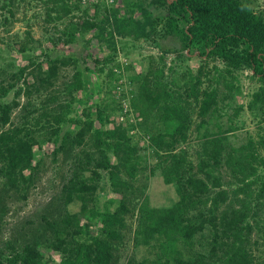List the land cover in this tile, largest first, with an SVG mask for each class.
<instances>
[{
  "label": "trees",
  "instance_id": "1",
  "mask_svg": "<svg viewBox=\"0 0 264 264\" xmlns=\"http://www.w3.org/2000/svg\"><path fill=\"white\" fill-rule=\"evenodd\" d=\"M0 1L5 8L11 0ZM50 1L57 7L53 19L74 18L73 12L81 9L70 0ZM121 4L105 6V14L99 13L101 5H94L93 15L85 9L81 21L69 26L83 36L95 31L94 38L110 51V56L97 60L98 75L106 73L110 83L121 79L113 66L107 69L118 52L116 38L139 41L156 35L158 29L162 41H179L178 60L197 53L208 62L219 60L222 67L213 66L206 73L203 61L196 73L187 68L179 79L168 80L164 65H150L145 73L129 77L130 96L123 94L107 104L90 103L94 95L87 100L86 93L93 90L78 59L52 56L48 50L46 69L44 61L29 58L28 66L5 79L0 68V186L5 196L27 199L45 166L37 160L45 145L53 146L54 163L62 155L68 167L56 207L0 244V264H120V251L132 231L127 215L136 218L132 241L144 253L139 260L131 256L122 264H264V132L257 139L249 136L246 143H233L228 134L238 128L232 121L243 105L228 115L229 127L218 121L223 109L231 107L226 101L233 99L222 86L240 93L235 82L250 69L263 85L252 93L248 109L260 117L264 130V13L254 7V0H151L147 5L121 0ZM99 14L103 17L98 19ZM72 42V38L65 41ZM27 50L26 44L20 47L22 53ZM160 62L164 63L163 57ZM68 66L75 69L65 87L70 100L53 108L49 104L57 97L47 100L49 109L34 122L41 126L42 139L25 127L3 130L25 89L18 88L12 102L6 98L21 80L27 83L32 77L46 89ZM168 70L175 72L174 66ZM207 76L210 84L203 90ZM124 98L135 122L112 119L122 113ZM194 105L198 123L193 120ZM136 127L148 136L159 161L152 173L160 170L164 183L174 187L177 199L167 206H152L135 185L147 162L131 135ZM191 133L197 142L194 147L187 145ZM101 192L120 199L101 205ZM2 199L0 191V222L6 214ZM260 233L263 249L256 255L260 239L254 235Z\"/></svg>",
  "mask_w": 264,
  "mask_h": 264
},
{
  "label": "rangeland",
  "instance_id": "2",
  "mask_svg": "<svg viewBox=\"0 0 264 264\" xmlns=\"http://www.w3.org/2000/svg\"><path fill=\"white\" fill-rule=\"evenodd\" d=\"M139 1L147 5L151 0ZM74 2H76V0H70L71 4H74ZM3 3L4 2L0 1V68L5 71V79H8L7 74L19 71V69L28 66L30 61L29 58H32L36 63L44 61V54L49 50V54L52 56L59 54L65 57L78 59V68L83 70L85 75H89L90 88L93 90V92L86 93L87 100L94 95V98H92L93 101L89 99L90 103L95 101L97 103L103 102V104H107L111 103L112 98L115 97L120 100L123 94L130 96L129 91L132 89V86L129 85V77L133 73H145L150 65L153 67H162L164 65L166 78L170 80L172 77L179 79L178 77L180 74L186 71L187 68L192 69L193 72L196 73L199 67L204 64L203 61H205L202 60L197 53L190 56L188 55L189 60H178L176 49L179 48V41L174 39L162 41V39L159 38L160 35H158L159 29L156 35L139 41L131 37H117L118 52L115 56H112L115 62L108 64L107 69L113 66L114 73L118 76L121 75V79L110 83L109 78L105 75L106 73L99 76L97 72L100 66L97 60H104L111 54L106 48L101 47V43L94 38L95 31H91L89 34L83 36L81 34H75L69 29L70 22H78V20H80L79 17L84 15L85 9H88L90 14L93 15L95 12L94 5L76 2L81 6V9L73 12L72 15L74 18L69 15L62 16L61 19H53L56 17L57 7L54 6V3L50 0H11L5 8H2ZM122 4L120 0L118 7ZM104 7L105 6H101L99 13L105 14L102 11ZM254 7L264 13V0H254ZM10 11H13L14 15H11ZM101 14L98 15V19L103 17ZM60 37L61 40L59 39ZM70 38L73 39V42L71 44H66L65 41ZM25 44L28 46V50L22 53L20 52V47ZM183 54H185V52ZM162 57L164 63L161 64L160 61ZM205 62L207 64V67L205 66L206 73H208V69L213 66L222 67V63L219 60L209 62L207 60ZM116 64H119L120 67L115 68ZM127 65H131V70H126ZM173 66L175 69L174 73L168 70V68H172ZM43 67L45 69L49 67L45 61L43 62ZM86 67H89L91 71L87 72L85 70ZM33 68L34 66H31L29 70ZM62 69L58 79L53 80L54 84L52 86H46V89L39 88L40 85L38 80H32V77H30L27 83L23 80L19 82L16 89L6 98V101H13L15 91L18 88L22 87L25 90L18 99L19 106L12 112L10 123L6 125L3 130L14 127H25L33 132L32 136L37 139H42V133L39 132L41 126H34L35 120L39 118L44 109L53 108L57 106L58 103H66L70 100V92L67 91L65 87L66 83L73 78L75 69L72 66ZM27 71L28 68L26 69V72ZM209 79L208 76L204 77L203 90L210 84ZM108 84L110 86L109 88ZM235 85L240 87V93L235 92L236 88H233L232 92L225 86L221 88L222 92L231 94L233 99L226 101V103L229 102L231 104V107H225V109H223L221 112L222 117L218 121L222 123L225 128L229 127L231 123L228 119V115L233 113V109L236 106H244L239 116L235 117L232 121L238 128L228 134L233 143L237 145L246 143L249 136L257 139V134H263L264 132V130H260L262 126V124L259 123L260 117H255L248 109V103L251 100L252 93L258 90L263 83L258 77L252 75L250 69H244L239 75V82H235ZM27 91L28 94H26ZM51 96H56L57 101L49 104L48 108L46 103ZM226 103L222 101L220 104L223 106ZM122 104V113L114 114L112 119L117 122H123L125 120L135 122L136 115L132 113L128 99L124 98ZM76 107L80 109L79 105H76ZM80 113L81 112H79V114ZM193 120L196 123L200 121V118L197 116V108L195 105ZM131 135L134 137V142L138 144L139 153L143 156H147L146 167L143 168V172L139 175L138 180L135 181L136 187H139L142 197L147 196L149 198L152 206L161 207L169 205L172 200L177 199V195L175 194L173 185H166L164 183L160 170L155 169L154 173H152V169L159 161L150 148L148 136L144 135L138 127L131 131ZM196 143L195 135L191 133L187 145L194 147ZM53 149L52 145H45L43 150L38 152L37 160L42 159V161L45 162V166L41 169L35 184L30 187L26 200L18 199L16 196L11 198L6 195V197L0 186V191L3 195L2 204L6 206L5 217L3 221L0 222V244L12 235H17V231L30 226L31 222L39 221L42 213L47 214L56 207V198L62 190L63 183L66 181L68 167L63 163L62 155H60V160H58V162L54 163L52 161ZM254 188L256 187L254 186L253 189ZM241 197H243V195ZM119 199L120 197L113 193L101 192L99 194L101 205L111 201H115V204H117ZM138 201L139 200H137V202ZM70 209L73 212L76 211V207H70ZM259 215V218L262 219V213ZM126 219L132 231L127 233L128 237L125 245L120 251V264L125 263L131 256L139 260L144 253L142 249L135 248L132 241V232L137 224L136 218L127 215ZM260 235L261 233L259 236L254 235V239H256V237L260 239L258 245L260 252L256 251V255L262 254L263 246ZM51 255L56 263L60 262V257L58 255L54 253Z\"/></svg>",
  "mask_w": 264,
  "mask_h": 264
},
{
  "label": "built area",
  "instance_id": "3",
  "mask_svg": "<svg viewBox=\"0 0 264 264\" xmlns=\"http://www.w3.org/2000/svg\"><path fill=\"white\" fill-rule=\"evenodd\" d=\"M75 1V0H74ZM120 0H76V2L84 4L101 5L107 7H117Z\"/></svg>",
  "mask_w": 264,
  "mask_h": 264
}]
</instances>
